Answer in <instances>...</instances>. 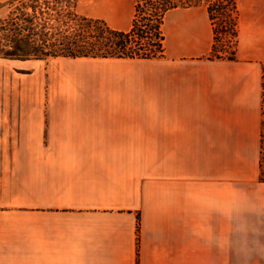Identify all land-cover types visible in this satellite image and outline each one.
Returning <instances> with one entry per match:
<instances>
[{
    "label": "crops",
    "instance_id": "obj_1",
    "mask_svg": "<svg viewBox=\"0 0 264 264\" xmlns=\"http://www.w3.org/2000/svg\"><path fill=\"white\" fill-rule=\"evenodd\" d=\"M239 8L238 59L174 8L163 56L64 61L48 107L0 56V264H264V0ZM77 9L129 29L136 2Z\"/></svg>",
    "mask_w": 264,
    "mask_h": 264
},
{
    "label": "trees",
    "instance_id": "obj_2",
    "mask_svg": "<svg viewBox=\"0 0 264 264\" xmlns=\"http://www.w3.org/2000/svg\"><path fill=\"white\" fill-rule=\"evenodd\" d=\"M39 1L28 4L19 0L23 6L0 16V56L20 60L59 56L160 57L166 52L163 25L168 11L206 4L214 29V42L207 57L238 59L239 0H135L136 13L129 29L116 28L103 18L80 13L78 0H68L74 7L64 15L46 12ZM14 4L15 0L9 2L11 7ZM261 179L264 180V148Z\"/></svg>",
    "mask_w": 264,
    "mask_h": 264
},
{
    "label": "rangeland",
    "instance_id": "obj_3",
    "mask_svg": "<svg viewBox=\"0 0 264 264\" xmlns=\"http://www.w3.org/2000/svg\"><path fill=\"white\" fill-rule=\"evenodd\" d=\"M29 4L32 0H26ZM40 4L43 6L46 12L51 14L58 15L59 13L64 15L69 10H73V3L70 4L68 0H40ZM26 3V4H27ZM50 5L48 7L47 5ZM24 4L19 2V0H15V4L11 7L8 4V14L11 9L16 6H23ZM29 9L32 11L33 8L29 6ZM49 13H45L49 15ZM7 14V15H8ZM5 15V16H7ZM196 15L202 16V11L198 10ZM1 16V15H0ZM2 16V17H5ZM3 33H1V36ZM75 60L73 57H51L49 59H31L25 63L23 67H11L9 69V80L10 83L14 81V89H16V83L18 77L24 78V93L25 97L24 106L25 107H48V81L49 74L52 69H56L62 65L64 61ZM35 82H40V86H35ZM16 93V90H15ZM22 96V95H21ZM0 107H4L0 102ZM8 107H12L9 103Z\"/></svg>",
    "mask_w": 264,
    "mask_h": 264
}]
</instances>
